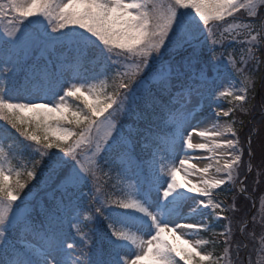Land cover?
Segmentation results:
<instances>
[{
	"label": "snow or ice",
	"instance_id": "snow-or-ice-1",
	"mask_svg": "<svg viewBox=\"0 0 264 264\" xmlns=\"http://www.w3.org/2000/svg\"><path fill=\"white\" fill-rule=\"evenodd\" d=\"M262 52L264 0H0V264H264Z\"/></svg>",
	"mask_w": 264,
	"mask_h": 264
},
{
	"label": "rangeland",
	"instance_id": "rangeland-1",
	"mask_svg": "<svg viewBox=\"0 0 264 264\" xmlns=\"http://www.w3.org/2000/svg\"><path fill=\"white\" fill-rule=\"evenodd\" d=\"M263 54V52H262ZM222 78L225 76V74L222 72L221 73ZM257 93L255 100L252 102L255 105V109L251 112L249 118H248V122L246 123V125H244L243 127H239L238 125H236V127L240 128V129H246V132L248 133V135H252V140H253V150L256 152V156L253 159L252 163H253V172L248 174V180L246 181V183L249 186V190L252 192H249V199L244 198V200H240L238 197H236V206L237 208L240 209L239 212H237L235 214V216L237 218H239L240 216H247L248 218H251L253 215H256V213L259 210L260 207V199L261 197H264V177H257V168L260 165L261 162V157H260V152H259V143H260V138L261 136H264V127H261L260 121H261V104L262 102H264V80L262 81V83L259 85V87L256 88L255 90ZM224 101H227V104L224 105ZM219 104L221 107L223 108H229L231 107V104L229 102V100L227 99H220L219 100ZM213 109H211L209 111V113L207 111H205L203 109V111L199 114L200 115V120L202 121L201 127H210V124L213 120L216 119L215 117V108L216 105L213 104L212 107ZM239 115V114H238ZM242 115V114H241ZM248 115V114H247ZM255 125L257 131L255 132H251L250 133V129L253 128V126ZM238 128V129H239ZM240 129H239V133H240ZM247 135V136H248ZM246 136V138H247ZM239 138H240V134H239ZM245 140H242L240 138L241 144L243 143V141L245 142ZM194 142H199V137H194ZM243 146V144H242ZM211 155L210 153L204 152V151H200L197 150L194 153V159L191 161V163H194L197 165V167H204L207 163H209V161L207 159H200V157H207ZM244 161L247 162L246 158H244ZM197 177L195 175H192L189 177V179H193L195 180ZM178 181L180 182H186L185 181V177L183 175V173L179 174L177 176ZM259 179L260 182L256 183V180ZM227 187V186H224ZM253 189H255V191H252ZM255 196V197H254ZM253 201H255V207H253ZM233 202V201H232ZM226 203V202H225ZM227 204V203H226ZM232 204V203H230ZM241 204L242 207L240 208L238 205ZM247 204V208L248 209H244L243 206ZM253 208V209H252ZM242 211V214H241ZM247 212V213H246ZM251 212V214H250ZM230 215H232V213H230ZM226 222H219L218 226H220L221 224H226ZM237 225L234 221L233 223V228L234 230L236 229ZM222 230V229H221ZM261 231L260 227L256 228V232L259 234ZM237 238L239 237V233H237ZM240 257L242 260H244L246 258V253L244 251H241L240 253ZM181 264H183V262L181 261Z\"/></svg>",
	"mask_w": 264,
	"mask_h": 264
},
{
	"label": "trees",
	"instance_id": "trees-1",
	"mask_svg": "<svg viewBox=\"0 0 264 264\" xmlns=\"http://www.w3.org/2000/svg\"><path fill=\"white\" fill-rule=\"evenodd\" d=\"M209 47H210V45H209ZM260 55H261V57L262 58H264V52H263V54L262 53H260ZM41 63V62H40ZM255 76H256V88L257 87H259V85L262 83V81L264 80V65H261V67H260V71L259 72H256L255 73ZM257 92L255 91V94H256ZM257 95V94H256ZM256 95H255V97H256ZM70 102H73V101H70ZM253 102V101H252ZM250 114L251 113H249L248 115H245V114H237V119H238V121H240V120H242L243 122H244V125H246V123L248 122V118H249V116H250ZM0 124H3V122L2 121H0ZM237 125L239 126V127H241L240 126V124L239 123H237ZM238 127V128H239ZM240 129V128H239ZM13 132H15V130H13ZM240 138L242 139V140H245V138H246V136L248 135V133L246 132V129L244 128H242V129H240ZM18 135V134H17ZM243 146L244 147H247V145H246V143L243 141ZM143 155H147L146 153H142ZM244 158H246V160H248V156H247V153H245V156H244ZM36 183V181H32L29 185H28V188H26L25 189V192H27L28 191V189L29 188H32V185L33 184H35ZM249 192H251L250 190H249ZM252 193V192H251ZM41 195L43 196L44 195V193L43 192H41ZM233 193L232 192H229L227 189H225L224 191H219V196H218V198H221V199H223L224 201H226V203L227 204H230V203H232V201H233ZM255 197V196H254ZM240 200H244V197H238ZM246 200V199H245ZM240 208L242 207V205L241 204H239L238 205ZM243 208L244 209H248L247 208V204L246 205H244L243 206ZM247 213V212H246ZM251 213V212H250ZM241 214H242V211H241Z\"/></svg>",
	"mask_w": 264,
	"mask_h": 264
}]
</instances>
